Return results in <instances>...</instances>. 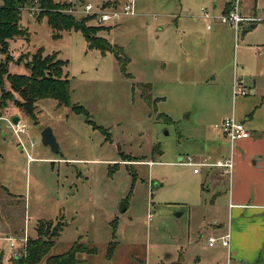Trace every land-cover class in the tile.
<instances>
[{
  "label": "rangeland",
  "instance_id": "rangeland-1",
  "mask_svg": "<svg viewBox=\"0 0 264 264\" xmlns=\"http://www.w3.org/2000/svg\"><path fill=\"white\" fill-rule=\"evenodd\" d=\"M29 1L20 20L27 39L12 41L7 73L29 74L26 63L38 48L57 53L66 61L69 105L38 99L30 117L14 105L18 95L2 77L13 98L0 107V264L23 254L40 219H53L48 235L64 223L47 255L78 241L95 249L77 254L85 264H233L219 240L208 245L226 227L223 205H213L211 177L179 159L210 155L215 162L228 152L230 141L217 131L234 104L255 124L264 120V0H239L246 20L238 33L214 18L234 0H56L77 10L63 12L100 27L96 35L115 46L118 58L89 48L80 31L53 37ZM129 1L134 14L112 22L82 11L85 4L111 10ZM5 57L0 53L1 62ZM234 85L247 94L234 97ZM14 117L26 122L24 134L13 132ZM45 127L57 153L41 141ZM110 241L116 244L108 255Z\"/></svg>",
  "mask_w": 264,
  "mask_h": 264
},
{
  "label": "trees",
  "instance_id": "trees-1",
  "mask_svg": "<svg viewBox=\"0 0 264 264\" xmlns=\"http://www.w3.org/2000/svg\"><path fill=\"white\" fill-rule=\"evenodd\" d=\"M30 6L37 5L39 11L35 14L37 20L46 18L47 24L52 29V36L58 37L63 30L80 31L93 47L100 48L101 51H112L118 58V51L115 46L105 38L98 37L96 33L100 27L88 26L85 19H76L74 16L63 12L68 7L66 3H59L56 0H30ZM28 0H2L0 5V53L5 54L4 62L0 61V107L5 105V101L13 98L12 91L17 93L18 99H13L14 105L26 115L35 118V102L42 98L55 99L58 104L69 105L70 82L64 70L66 61L58 58L57 53L44 54L42 48H38L33 53L26 65L29 74H9L6 67L13 59L9 53V48L13 40L26 38L27 28L23 27L20 20L24 7ZM231 5L226 6L228 11ZM19 60V59H18ZM6 75L12 91H3L1 82ZM72 110L76 113H86L81 105H73ZM53 219H40L36 226L35 238H27L25 249L22 255H15L8 264H37L44 258L55 243V238L59 235L64 223H60L53 229L52 234L44 232L45 226L48 229L52 225ZM116 221H112L115 230ZM114 236V234H112ZM116 242L108 243V255L112 253ZM94 248H88L78 241L73 242L71 247L60 254L47 255L45 264H85L77 257V253L93 252Z\"/></svg>",
  "mask_w": 264,
  "mask_h": 264
},
{
  "label": "crops",
  "instance_id": "crops-1",
  "mask_svg": "<svg viewBox=\"0 0 264 264\" xmlns=\"http://www.w3.org/2000/svg\"><path fill=\"white\" fill-rule=\"evenodd\" d=\"M247 21L253 22L252 19ZM251 26L254 27L255 24ZM238 94L241 93H234V97ZM231 114L239 121L248 115V119H244L245 123L244 120L242 122L250 131L246 138L233 142L228 139L230 150L217 154L215 158L216 161L230 158L233 163L232 173L229 175L222 172V168L217 166L200 165L195 168H205L206 176L211 177L213 205H219L218 208L223 205L225 209L226 227H221L222 232L218 238L229 234V245L225 247L228 259H231L233 264H264V120L261 117L260 122L255 124L251 113L248 114L247 109H238L235 104ZM217 132L227 139L222 131V134ZM200 158L195 162H203L204 159L209 162L210 155ZM179 160L183 161V158ZM200 171L198 168L197 172L193 173L198 174ZM183 211L176 213L180 215ZM213 224L219 225L220 221L214 217Z\"/></svg>",
  "mask_w": 264,
  "mask_h": 264
},
{
  "label": "built area",
  "instance_id": "built-area-1",
  "mask_svg": "<svg viewBox=\"0 0 264 264\" xmlns=\"http://www.w3.org/2000/svg\"><path fill=\"white\" fill-rule=\"evenodd\" d=\"M65 1H67L69 4H72V0H65ZM32 10L34 12L35 8H32ZM67 11L69 13H74V11H77V10L73 8V5H69V7L67 8ZM82 11L83 13L87 15H95L96 20L99 23L116 21L121 15H133L134 14V8H133V4L131 3V1L125 2L124 4H118L114 6L111 10H105L101 7H97V9L95 10L92 7V5L85 4L83 6ZM204 12H205L204 14L207 16L206 11ZM214 18L218 19L222 23L229 24L238 33L240 23L244 20V17H242L239 12V0H234L232 6L229 8L228 11L223 12L222 15L218 17H214ZM233 91L235 94L236 93H241V94L246 93V90L243 87H237L236 85H234ZM11 127H12L13 132L17 135L24 134L27 130L26 122L19 118L17 119L15 123L11 122ZM219 129L232 142L237 139L246 138L250 135V131L244 126V123L242 121L237 120L233 116L222 118V120L219 123ZM21 148H24V147H22L21 145ZM183 161H185V163L188 165L194 166L193 168L194 172H197L198 170V168H195V167L200 166V165L221 167L222 172H225L229 175L232 173V169H233V163L230 158H225V159L213 162V163H209L205 159L203 160V162H195L193 156L187 155L185 159H183ZM148 217H149L148 219L151 218V216H148ZM22 240L26 241V238H23ZM217 240L220 241V244L222 246L228 247L229 234L227 233L221 236L220 238L210 237L208 239V245L210 246L213 245ZM14 245L15 244H14L13 239H10V247H14ZM228 258H229V255H228Z\"/></svg>",
  "mask_w": 264,
  "mask_h": 264
},
{
  "label": "water",
  "instance_id": "water-1",
  "mask_svg": "<svg viewBox=\"0 0 264 264\" xmlns=\"http://www.w3.org/2000/svg\"><path fill=\"white\" fill-rule=\"evenodd\" d=\"M79 2H84V0H79ZM89 48H92V45H89ZM18 119V117H14L12 119V122H16ZM41 141L43 143V145L45 146H49L51 151H53L54 153H57L58 152V144L56 142V139H55V136L51 130V128L49 127H45L42 132H41ZM125 208V207H124ZM124 208H121V209H124ZM176 215H179V213H176ZM3 250L0 251V258L2 257L3 255Z\"/></svg>",
  "mask_w": 264,
  "mask_h": 264
}]
</instances>
